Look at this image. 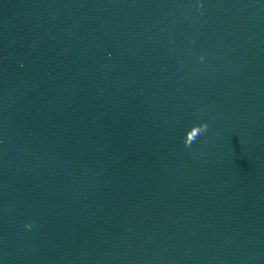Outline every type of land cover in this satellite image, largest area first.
I'll return each instance as SVG.
<instances>
[{
    "label": "water",
    "instance_id": "water-1",
    "mask_svg": "<svg viewBox=\"0 0 264 264\" xmlns=\"http://www.w3.org/2000/svg\"><path fill=\"white\" fill-rule=\"evenodd\" d=\"M0 264H264V0H0Z\"/></svg>",
    "mask_w": 264,
    "mask_h": 264
}]
</instances>
